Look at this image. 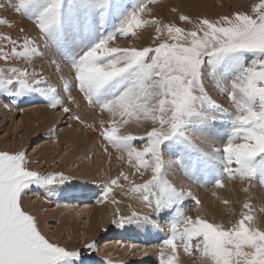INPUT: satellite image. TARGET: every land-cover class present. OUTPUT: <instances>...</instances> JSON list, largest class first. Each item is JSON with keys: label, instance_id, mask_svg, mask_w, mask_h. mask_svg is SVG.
Returning a JSON list of instances; mask_svg holds the SVG:
<instances>
[{"label": "snow or ice", "instance_id": "6c2138e0", "mask_svg": "<svg viewBox=\"0 0 264 264\" xmlns=\"http://www.w3.org/2000/svg\"><path fill=\"white\" fill-rule=\"evenodd\" d=\"M152 3L155 0H139L131 11L115 0L0 3V9L20 14L36 32L32 35L21 27L15 38L0 32V61L4 62L0 97L8 96L14 103L16 98L37 93L47 107L59 108L71 121L91 128L70 106L76 103L74 88L88 107L109 114L108 121L100 120L95 129L104 141L102 151L110 155L111 146L121 154L117 159L126 154L134 174L150 171V176L135 183L121 170L102 183L98 203L107 201L114 187L124 191L125 185L119 183L122 177L130 185L126 195L136 194L158 215L170 213L167 235L157 246L159 264H177L178 247L189 255L199 252L201 264H264V228L250 214L247 200L239 219L226 227L204 218L201 201L190 187L168 178V169L175 166L189 177L211 174L216 187L224 186L225 176L264 186V0H257L247 11L215 19L193 18L173 8L191 28L163 22L152 13ZM143 13L150 18L143 19ZM114 17H119V23L109 27ZM0 24L9 21L0 19ZM148 24L154 26V46H110L117 37L135 36L136 29ZM46 52L62 56L68 65L65 75L61 64L49 58L60 73L62 91L43 72L10 64L23 58L30 65ZM205 81L227 98L234 111L210 94ZM218 117H227L222 122L227 129L224 142L209 144L210 151H205L195 142L194 133L204 131ZM130 121L143 122L142 135L120 131ZM134 142L141 146L135 147ZM165 150H174L176 159L164 160ZM29 163L26 148L0 151V264H82L81 251L50 240L24 206L31 186L50 191V186L66 177L62 172L30 169ZM186 199L197 205L195 218L185 212ZM111 202L119 203L114 197ZM134 220L159 228L149 213L133 211L122 218V222ZM86 247L95 250V242Z\"/></svg>", "mask_w": 264, "mask_h": 264}, {"label": "rangeland", "instance_id": "374dc122", "mask_svg": "<svg viewBox=\"0 0 264 264\" xmlns=\"http://www.w3.org/2000/svg\"><path fill=\"white\" fill-rule=\"evenodd\" d=\"M138 1L139 0H115V2L117 3H122L126 7L127 11H131L133 9V6L139 3ZM202 1L198 2V0H167L166 2H162L158 0L157 2V0H155V3L150 4L149 7L152 9L153 14L158 11H161L162 13L165 11L164 5L167 4L168 10L165 12V15H163L167 18L163 17L160 19L163 22L165 20V23H168V20L173 19V21L177 25L181 27L191 28V25L181 22L178 18V13L172 12V9L177 8L181 12L188 14L193 18L205 17L203 16L205 8L204 4H202ZM210 1L213 3L212 10L214 12V15L212 16V19H215L218 15L229 14L237 10L247 11L250 9V6L253 3L257 2V0ZM168 3H170V7ZM155 9L157 10L154 11ZM11 13L16 14L12 10ZM142 18L149 19L150 16L148 13H143ZM118 23L119 17H114L111 21V27L118 25ZM141 30L143 32H139ZM149 30L151 31L147 32ZM135 31L137 35L133 36L130 34L126 39L117 37L114 41L110 42V46H135L137 48L150 45L154 46V26H152L151 24L143 25L141 28L136 29ZM162 37L166 38V32L162 33ZM59 57L61 61H63L66 66H68L63 57ZM21 59L24 60L23 58ZM47 65L51 66L48 60ZM50 68H52V66ZM205 84H207L210 88H213V91H215V87L212 83L205 81ZM37 95L39 94H36V96ZM36 96L34 93H29L23 97L16 98L15 103H13L12 99H10L9 97L5 98L7 96H2L1 99L3 100V102H5L6 105L9 104L12 108H5L0 112V151H16L22 148H26L27 157L32 161V163L28 164V167L30 169L38 170L41 173L62 172L66 179L60 182L61 184H59V181H57V184L53 185V188L58 189V191L62 192V194L70 193L72 196L69 199L76 198L79 199V201H82V203L86 201V205L90 204L92 208L97 209L102 205V202L98 203V201L101 200L96 195L98 190H92L89 195H83L81 190H79L78 192L80 186L83 188L89 186V184L86 185L82 182H77V179L81 177L82 172L89 169L98 170L104 164L106 166L104 174L107 176H109L110 174H114L115 176H117V174L119 175V172L123 170L128 174L130 181L133 180L132 174L139 177L140 174H134V169L132 168L131 164L127 163V159L125 157L124 159H117V157L121 154L111 146L108 147V153H110V155L102 151L104 142L101 141V138L98 139L96 137L98 140H96L95 142L86 143L83 135L79 132L80 124L74 126V121H71L69 117L63 114L59 108L52 111L49 107H46L42 104V107H46L43 108L44 112L42 114L33 113L29 108L32 107L30 105L33 103V101L40 99ZM216 97L218 102L222 104L223 102L227 103L229 106L231 105L226 97L220 94ZM36 102L42 103L41 101ZM224 107L226 108L225 105ZM69 124L72 125L71 128L68 127ZM126 133H128V131ZM224 139L225 138H223L222 142H224ZM134 146L139 148L141 146V143L134 142ZM168 156H171V158H176L175 152L169 154V152L165 150L163 159L165 160ZM174 167L175 166L171 167V169H173ZM178 170L180 169L178 168ZM141 171L144 170L141 169ZM180 175H182L183 177L179 175L177 176L188 181L190 183V186L193 187H190L191 191L201 201V214L204 218L208 219L211 222L210 206L212 204L211 201L213 200V191H211V188L214 185V181L211 180L212 178H210L209 176L205 177L204 175L189 177L183 175L181 173V170ZM149 176V171L148 175L146 172H144L141 183L143 182V180L148 179ZM169 179L174 180L173 177ZM233 179L236 184L230 185L231 180L227 176L223 178L224 186L222 187V190L224 191L226 200L229 201V203H224V217L220 218V220L216 223H221L226 227L229 226L230 222H234L236 219V215L234 212L235 209L247 200L251 206L250 214L253 215L254 220L260 224V227L264 228V186H261L258 181L257 183H255L256 181L254 180L251 186L242 184V189L248 188V191L245 192L241 189V183L238 182L236 178ZM122 180L124 179L121 177L119 182ZM52 191H48L47 189L44 192V188L33 185L24 196V204L27 202L31 203L33 199L35 198L36 200L39 195L41 197L44 196V202L48 204L46 206V211L50 214L52 212L51 209L54 207L53 203L55 202V200H57V198H59L58 196L53 197V195H57V192ZM32 193H37L38 196H30L31 198H29L28 196L32 195ZM49 193H51V196H49ZM76 194L78 195L75 196ZM215 197L216 196H214V198ZM35 200L33 201L34 203ZM193 202L194 201L192 200L186 199L183 207L186 214L191 215L194 218V211L191 210ZM97 211H99V209ZM246 212H248V210H246ZM169 215L170 213L164 215H155L156 217H154L153 220L157 221L158 218L159 230L166 228L167 221L170 219ZM120 216L127 217V212L125 209L121 210ZM95 221L96 220L87 219V217L82 216L81 218H76V222L72 220L69 221L67 225H61L60 220L56 216L50 215L46 217V220L43 222L44 226L41 229L50 240L58 243L63 241L64 243L66 242V245H69L73 242L74 238L70 235L75 234V240H77V243L76 246L72 249H79L81 251L83 262H91L94 264H101L102 262L104 264H109L110 261L102 254V249L105 248V239L110 238V241H120V239L122 238L118 239V236H120V234L125 231L120 230V224H118L117 222H111L112 224L107 227L106 230L100 229L98 232L91 230L87 233L86 230H88L89 228H85H87L88 225L89 227L92 226ZM127 224L128 223L125 222V225ZM72 225H74L73 230L75 231V233L70 231L68 233V231H66V226L71 228ZM131 233L132 234L124 236V238H126L124 239V245H126L124 246V251L122 250L123 244H119V246L116 247L118 250V255H112L113 259H118L120 257L119 259L120 261H122V264H159V259L157 258L158 255L156 254V251L152 253L149 252L151 250L150 243L154 244L153 242H151V238L148 239L147 237L141 236L134 231H132ZM92 242H95V250L86 247L87 244H90ZM160 243L161 242L158 241L157 245H153L155 250ZM176 243L179 245V241H177ZM140 245H143L144 247L148 246L149 260H144V256L140 252L143 246ZM177 253L179 256L178 264H201V257L199 252H194L192 255H189L184 253L182 247H178ZM108 255L110 256V254ZM127 260L128 262H125Z\"/></svg>", "mask_w": 264, "mask_h": 264}, {"label": "bare ground", "instance_id": "6f19581e", "mask_svg": "<svg viewBox=\"0 0 264 264\" xmlns=\"http://www.w3.org/2000/svg\"><path fill=\"white\" fill-rule=\"evenodd\" d=\"M160 1L166 2L167 0H160ZM200 1H202V0H198V2H200ZM12 2L14 3L15 0H12ZM157 2H158V0H157ZM0 3L7 4V0H0ZM202 4H204V8H205L203 16L208 17V18H212V16L214 15V12L212 10V4L213 3L210 0H204V1H202ZM168 5L170 7V3H168ZM149 6H150V4H149ZM164 9H165V11L162 13H161V11H158L155 13L158 18L165 17L163 15H165V12L168 10L167 4L164 5ZM156 10L157 9H155L154 11H156ZM165 18H167V17H165ZM0 19H7L9 21V24H7V25L0 24V32H2L4 34H10L13 38H15L19 34V29L21 27H27L28 31L32 35L36 34L35 30L32 28L30 22L26 18H24L23 16H21L18 13L12 14L11 10H8L7 8L6 9H0ZM164 22H165V20H164ZM167 22H174V21H173V19H171V20H168ZM111 26L112 25L110 24V27ZM150 31L151 30H149L147 32H150ZM139 32H143V31L141 30ZM50 57L52 59H55L58 63L61 64V67L63 68V73L65 75H67L68 74V66H66V64L63 61H61L59 55H54L52 52H46L45 56L42 58L34 57L32 60V63L30 65L27 63L26 60H22V59L10 61V64L13 66H19V67L27 66L29 71H32L33 69H35L38 72H43L44 78L46 80H49L54 86H57L62 91V84H60L58 82V78H59L60 73L56 71V66L50 62V59H49ZM47 60L49 61V64L52 66V68H50L51 66L47 65ZM3 63H4L3 61H0V65H2ZM206 88L210 91V94L214 98L217 99L216 96L219 95V92L216 89H215V91H213L214 89L210 88L207 84H206ZM34 94L36 96L37 93H34ZM72 95L75 97V100H76L75 104L70 105L72 107L73 111L78 112L79 115L81 116V118L86 120L87 123L92 125L93 127H91V128L90 127H83V126L79 125V123L76 121L73 122V125L74 126H76V125L80 126L79 132L83 135L86 143L95 142L96 140L101 138L95 129L99 128V121L100 120H104L105 122L108 121L109 114L107 112L101 113L97 109H93L91 107H88L86 102L83 101L81 95L74 88L72 91ZM3 97H5V96H3ZM36 97L40 98V99H37L36 101H41L42 103L33 101V103L30 105L32 107H30L29 109L32 110V112L35 114H42L44 112L43 108L47 107L46 103L44 102V100L41 96L37 95ZM1 98L2 97H0V112L3 111L5 108H7V109L12 108L9 104L6 105V103L3 102V100ZM5 98H8V96ZM15 102H16V100H15ZM66 103H68V101H66ZM42 104L46 107H44V106L42 107ZM223 104L226 106V108L229 109V111H234V109L231 107V105L229 106L227 103H224V102H223ZM77 105H79V108L77 107ZM50 109L52 111H54V109H52V108H50ZM117 119H119V117H117ZM226 121H227V117H218L217 121L209 122L204 131H196L194 133L195 142L199 146L203 147L205 149V151H210V149L207 148V145H209V144L215 145V146L222 145L223 138H225L224 133L227 130L223 126V123H226ZM212 126H215V127H212ZM120 131L124 132V133H126L128 131V133H132L133 135H136V136L142 135L144 132L143 122L138 123L135 121H130L128 124L121 127ZM74 133H75V130H74ZM101 141H103V140H101ZM96 148H97V146H96ZM166 151H168L169 154L175 152L174 150L173 151L166 150ZM124 157L127 159L126 154ZM172 159L174 160L176 158L175 157L171 158V156H168V157H166L165 160L170 161ZM105 170H106V166L103 164V166L101 168H99L98 170L89 169L87 171L82 172L81 177L77 179V182H82L86 185L89 184V186H86L85 188L80 186V189H78V192H79V190H81L83 195H89L92 190L96 189V190H98L96 195L98 198L101 199L102 198V183L109 178L116 177L114 174L113 175L110 174L109 176L105 175L104 174ZM146 173L148 175V172H146ZM168 173H169V175H168L169 178H172V177L174 178V180L170 179V180H173L174 183H176L178 185L183 184V185H186L188 187H191L190 183L188 181L181 179L179 177L182 175H180V170H178L177 167H174L173 169H171V168L168 169ZM177 175H179V176H177ZM117 176H118V174H117ZM209 177L212 178L211 180L214 181V179H215L214 176H211V174H210ZM132 179H133L132 181L135 183H141L143 176L139 175V177H137L136 175L132 174ZM236 179L238 182L241 183V189H242V184L249 186V183L247 181H241L239 178H236ZM230 180H231L230 185L236 184L234 179H230ZM119 183L125 185L124 191H122L119 187H114V190L110 194L109 199L107 201H103L102 205L100 207H98L99 211H97L98 210L97 208H92V206L90 204L86 205L85 204L86 201L84 203H82V201H79V199H76V198L69 199L72 196L70 193H67V194L63 193L62 194V192H59L58 189L53 188V185H55L57 183H54L52 186H50V191L53 190L52 192H57V195H53V197H56V196L59 197L53 203L54 207L51 209L52 212L50 214L46 211V206L48 204L46 202H44V199H45L44 196L41 197L39 195L40 196L39 197L37 195V193H32V195L28 196L29 198H31L30 196H35V197L38 196L36 200H35V198L33 199V201L35 200V203L33 201L31 203L27 202L24 204V206H25L26 210L30 211V213L33 214L37 218L39 225H40V228H43V226H44L43 222L46 220V217L50 216V215L56 216L60 220L61 225H63V224L67 225L69 223V221H72V220H74V222H76V218H81L82 216L87 217V219L96 220L92 226L89 227V225H88L87 228H85V229L89 228L88 230H86L87 233L90 232L91 230H94L97 232L100 229L106 230V228L112 224L111 222H117L118 224H120V226H119L120 230L125 231V232L121 233L120 236H118V239L122 238V239H120V241H117V242L115 240L110 241V238L105 239L106 240L104 242L105 248L102 249L103 256L107 257V259L110 262H112L111 264H122V261H120V259H119L120 257L118 259L117 258L113 259L112 255H118L117 254L118 250L116 247H118L119 244H121V245L123 244L122 250L124 251V246H126V245H124V239H126V238H124V236L128 235V234H132L131 232L134 231L141 236L147 237L148 239L151 238V242L154 243V244L150 243L151 244L150 245V247H151L150 251H149L148 246L144 247L143 245H140V246H143L141 248L140 252L144 256V260L145 259L149 260L148 251L151 253L156 251V254L158 255L157 249L155 250L153 245H157L158 241H160L161 242L160 244H162V239H164L167 235V229L164 228L165 229L164 231L159 230V228L156 227L155 225H153V223L146 222L143 220H139V221L134 220L132 222H127L128 224L125 225V222H122V218H126V216L125 217L120 216V212L122 209L126 210L127 217L129 215H131V213L133 211H135V212H139L141 215H143L145 213H149L151 215L152 220H153V218L156 217L155 215H157V214L154 212H151L150 209H148L146 207L145 203L142 200H140L136 194L131 193V192H128L127 195L125 194V192H127L128 187L130 186L127 181L122 180ZM255 183H257V181ZM59 184H61V183L59 182ZM252 184H253V181L251 182V185ZM191 188H193V187H191ZM211 189H212L211 191H213V193H215V195L213 194V200L211 201L212 204L210 206V218H211V222H213V221L218 222L220 220V218L224 217V208H223L224 203H223V201L226 200V196H225L224 191L222 190V187H216L215 185H213V187ZM46 190L47 189L44 188V192ZM77 195L78 194H76L75 196H77ZM49 196H51V193H49ZM214 196H216V197L214 198ZM113 197L119 203H116V204L112 203L111 200ZM81 203H82V205H81ZM242 205L243 204H240L234 211L235 215H236L235 220H237L240 217L239 215L241 214V211H242ZM196 208H197V205L195 204V202H193L191 210L194 211L193 212L194 218L197 215ZM243 211L246 212V210H243ZM236 213H238L239 215ZM164 214H167V213H161V215H164ZM158 221L159 220L157 218V221H156L157 224H158ZM73 227H74V225H72L71 228L66 226V231H68V233H69V231L75 233V231L73 230ZM70 236H73V238H74L73 242L71 244L66 245V242L64 243L63 241L60 242L59 244L66 245L69 249H72L73 247H75L76 243H77L76 242L77 240H75L76 236H75V234H72ZM108 254H110V256ZM178 257L179 256L177 253V264H178ZM125 262H128V260ZM82 264H94V263H91V262L87 263V262L82 261ZM101 264H104V263L101 262Z\"/></svg>", "mask_w": 264, "mask_h": 264}]
</instances>
